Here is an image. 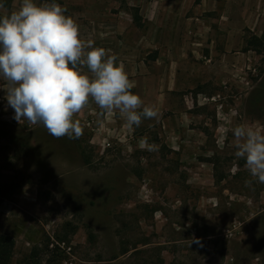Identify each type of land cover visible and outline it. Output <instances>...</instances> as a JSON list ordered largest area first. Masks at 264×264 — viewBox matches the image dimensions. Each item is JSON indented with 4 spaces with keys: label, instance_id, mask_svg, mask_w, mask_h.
I'll list each match as a JSON object with an SVG mask.
<instances>
[{
    "label": "rangeland",
    "instance_id": "rangeland-1",
    "mask_svg": "<svg viewBox=\"0 0 264 264\" xmlns=\"http://www.w3.org/2000/svg\"><path fill=\"white\" fill-rule=\"evenodd\" d=\"M105 1L112 12L129 8ZM1 2L11 12L22 0ZM201 19V34H188L200 53L173 79L145 81L141 98L159 118L112 149L95 140L89 117L78 118L79 139L18 123L0 81V184L19 186L0 204V236L15 238L14 264L34 251L41 264H264V184L245 187L250 174L232 132L239 124L264 131V53L237 45L242 16ZM226 28L235 32L231 48ZM144 137L159 150L141 149ZM193 237L203 246L190 245Z\"/></svg>",
    "mask_w": 264,
    "mask_h": 264
},
{
    "label": "clouds",
    "instance_id": "clouds-1",
    "mask_svg": "<svg viewBox=\"0 0 264 264\" xmlns=\"http://www.w3.org/2000/svg\"><path fill=\"white\" fill-rule=\"evenodd\" d=\"M0 9L5 12L0 15V81L18 123L41 125L56 139H79L84 129L74 117L90 101L99 108L98 116L116 112L129 130L144 119L159 118L157 108L131 91L135 83L118 57L81 39L79 25L55 0H22L11 12L0 2ZM232 132L234 155L245 160L250 174L245 187L264 184V131L239 124ZM139 146L159 150L147 137ZM192 243L203 246L196 237Z\"/></svg>",
    "mask_w": 264,
    "mask_h": 264
},
{
    "label": "crops",
    "instance_id": "crops-1",
    "mask_svg": "<svg viewBox=\"0 0 264 264\" xmlns=\"http://www.w3.org/2000/svg\"><path fill=\"white\" fill-rule=\"evenodd\" d=\"M36 2L43 3L45 0ZM55 2L65 7V15L71 16L79 25L81 39L92 40L94 47H103L118 57V63H123L129 79L135 83L132 90L140 97L147 96V78L171 80L176 77L179 63L188 61L190 53H200L196 47V42L200 40L193 41L188 34L190 31L201 34L203 27L198 20H202L204 14L242 16L243 28L239 31L242 35L238 46L244 45L243 29L244 32L255 31L258 37L263 32L261 25L264 23V0H126L129 8L138 9V22H135L128 9L124 11L117 6V12H112L105 0ZM0 12L2 13L1 9ZM245 15L257 18L245 20ZM225 32L228 38L225 48H231L235 32L227 28ZM173 85V82L168 84L167 89L171 91ZM1 95L5 97L4 90ZM99 111L90 101L74 118L95 117L100 125L104 117H107L109 123L105 125L106 129L116 128L121 134L130 135L124 119L118 113L100 117ZM102 136L103 134L95 133V140L102 141Z\"/></svg>",
    "mask_w": 264,
    "mask_h": 264
},
{
    "label": "trees",
    "instance_id": "trees-1",
    "mask_svg": "<svg viewBox=\"0 0 264 264\" xmlns=\"http://www.w3.org/2000/svg\"><path fill=\"white\" fill-rule=\"evenodd\" d=\"M133 14L135 22L140 20L137 8H128ZM247 34L244 37V51H259L264 53V34L261 37L253 35L251 31L246 30ZM84 162L86 165L90 164V160L85 157ZM19 189L15 184H0V204L3 201L9 200L12 195ZM16 240L13 236L3 234L0 236V264H14ZM39 251H34L16 264H41Z\"/></svg>",
    "mask_w": 264,
    "mask_h": 264
},
{
    "label": "built area",
    "instance_id": "built-area-1",
    "mask_svg": "<svg viewBox=\"0 0 264 264\" xmlns=\"http://www.w3.org/2000/svg\"><path fill=\"white\" fill-rule=\"evenodd\" d=\"M114 122V121H112ZM85 126L90 128L96 134H103V139L101 141L103 149H112L115 146V141L119 140L122 142L127 141L129 138L127 135L121 134L120 130L116 128L106 129L105 125L109 123L107 117H104L103 122L99 125L95 117H89L84 121Z\"/></svg>",
    "mask_w": 264,
    "mask_h": 264
}]
</instances>
